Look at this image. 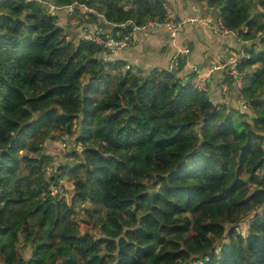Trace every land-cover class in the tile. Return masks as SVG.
<instances>
[{
  "label": "trees",
  "instance_id": "trees-1",
  "mask_svg": "<svg viewBox=\"0 0 264 264\" xmlns=\"http://www.w3.org/2000/svg\"><path fill=\"white\" fill-rule=\"evenodd\" d=\"M194 1L250 42L242 90L226 77L249 108L195 90L184 59L104 62L66 20L125 35L165 0H0V264H264V0ZM64 135L81 149L56 163Z\"/></svg>",
  "mask_w": 264,
  "mask_h": 264
},
{
  "label": "crops",
  "instance_id": "crops-1",
  "mask_svg": "<svg viewBox=\"0 0 264 264\" xmlns=\"http://www.w3.org/2000/svg\"><path fill=\"white\" fill-rule=\"evenodd\" d=\"M166 2L176 11L179 19L195 18L212 21L220 19L219 11L205 2L194 0H166ZM54 10L50 8V11L53 12ZM83 10L86 11L85 8ZM67 12L72 14L73 8L70 7ZM98 29V26H93L90 29L83 26H73L72 31L78 39H82L89 34L98 33L100 31ZM105 34H110L109 30ZM179 36V47L188 51L183 58L185 61L181 76L187 78L192 73L195 76H203L209 86L208 96L215 104L235 108L243 104L244 108L242 98L240 97L238 100V88L236 87L237 90L233 87L230 88L231 86L227 84L225 65L220 61V55L227 47L238 53H245V48L251 47L250 42H243L236 32H231L228 35L215 33L204 21L186 23L180 30ZM178 45L171 42L167 31L163 28L140 30L129 47L110 55L108 61L125 62L128 68H132L135 72L149 75L156 71L170 69ZM256 47L260 48V45ZM225 84L229 86L227 95L222 93V86ZM245 227L247 228V225Z\"/></svg>",
  "mask_w": 264,
  "mask_h": 264
},
{
  "label": "built area",
  "instance_id": "built-area-1",
  "mask_svg": "<svg viewBox=\"0 0 264 264\" xmlns=\"http://www.w3.org/2000/svg\"><path fill=\"white\" fill-rule=\"evenodd\" d=\"M164 8L166 9L167 15L164 21L160 22L157 20H152L146 22L143 26L139 27L136 25L131 24L129 22L126 24L127 26H131L132 29L128 34L123 35L121 32H117L115 34H105L104 36H100L97 34H89L85 38L95 44H98L100 46H104L106 48V53L103 55V61L107 62L108 58L112 54H116L119 50H122L124 48H127L131 45L133 40L136 38V34L140 30H157V29H165L167 31V34L171 40V42L174 45H178L179 43V34L180 30L183 28V26L186 23H196V22H206V24L210 27V30L214 31L215 33L221 34V35H228L231 33L229 31L222 19H218L216 21L212 20H198V19H179L176 11L169 6V4L164 2ZM51 9H54V7H51ZM260 36L263 35L262 33L259 34ZM188 53L187 50H184L182 47H179L177 49V53L175 54L169 71L176 72L180 68V62L184 58V56ZM246 57L245 53L236 52L234 49L227 47L224 52L220 55V61L224 63L225 65V75L226 77H231L235 79L236 87L239 91L242 90V81L244 76L239 73V66L242 62V59ZM191 85L192 87L197 90L198 92L208 94L209 93V86L206 81V79L201 76L197 75L191 79ZM229 92V86L227 84L222 86V93L224 95H227ZM243 98V97H241ZM244 108H249L248 103H244ZM61 144L64 147L70 146V144L73 143V147L80 150L81 145L76 144L74 138H71L67 135L61 136ZM52 172V168H48V174ZM54 196H57L59 198L66 197V191L63 188L62 183L60 186L55 187L52 189ZM236 231L238 233H243L245 236H248L249 232L247 229L243 228H236Z\"/></svg>",
  "mask_w": 264,
  "mask_h": 264
},
{
  "label": "rangeland",
  "instance_id": "rangeland-1",
  "mask_svg": "<svg viewBox=\"0 0 264 264\" xmlns=\"http://www.w3.org/2000/svg\"><path fill=\"white\" fill-rule=\"evenodd\" d=\"M68 22L72 25V26H78V23H79V18L78 17H75V16H67V19ZM60 137V136H59ZM61 139L60 140H57V141H53L52 144H47V146H49V149H48V152L51 153L55 158H56V163H59L60 161H68L69 160V152L72 151V144H70V146L68 147H61L60 144H61ZM62 185L64 186H67V188L69 189L70 188V181H68L67 179H64L62 182ZM66 188V187H65ZM68 195V198L71 196L70 193L68 192L67 193ZM81 214H84V212L80 211ZM244 229H246L245 225L243 226Z\"/></svg>",
  "mask_w": 264,
  "mask_h": 264
}]
</instances>
